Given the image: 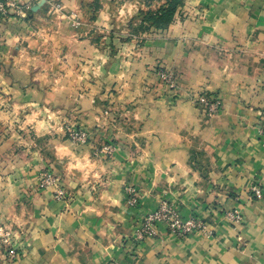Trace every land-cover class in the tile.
Segmentation results:
<instances>
[{
  "label": "crops",
  "instance_id": "1",
  "mask_svg": "<svg viewBox=\"0 0 264 264\" xmlns=\"http://www.w3.org/2000/svg\"><path fill=\"white\" fill-rule=\"evenodd\" d=\"M8 1L24 15L0 17V226L18 256L0 243V264H264V0H181L142 30L143 0ZM161 200L208 233L157 222L137 240Z\"/></svg>",
  "mask_w": 264,
  "mask_h": 264
},
{
  "label": "built area",
  "instance_id": "2",
  "mask_svg": "<svg viewBox=\"0 0 264 264\" xmlns=\"http://www.w3.org/2000/svg\"><path fill=\"white\" fill-rule=\"evenodd\" d=\"M54 9H61L62 6L59 3L52 4ZM27 8V7H26ZM10 9H14L16 14L23 16L21 7L14 2L8 0H0V17H6L9 15ZM77 14L75 12L70 13V17L72 18L71 24L77 26L79 23L75 19ZM157 77L160 79L162 83H164L168 88L175 87V75L173 71L169 68L157 67L155 70ZM197 103L202 106L204 112L207 116L214 115L219 109V101L216 99H210L206 95L201 94L197 96ZM67 137L69 140L75 143H85L88 138V133L84 128H67ZM262 137L264 140V129L262 132ZM105 150L111 151V147L109 145L104 147ZM39 186L40 187H51L55 188V193L59 198H63L64 191L62 188L57 186V178L49 172L43 171L39 173ZM127 192L129 194L128 202L131 205H135L137 203L138 194L136 190L132 187L127 188ZM262 195V189L260 183H256L252 185L247 190L248 198H256L259 199ZM226 216L229 218V221L237 225L242 222L241 212L238 210L228 211ZM142 226L136 236L137 240H141L144 237L154 234V225L157 222H162L167 225V228L178 236H184L189 234L195 230H199L203 232L205 235L208 233L204 224H202L197 218L193 216H188L183 218L178 213L175 212L173 207L166 201L161 200L156 207L155 210L149 212L142 221ZM14 234L11 230L0 226V243L4 248V256L9 259H16L18 256V252L16 247L14 246ZM114 264V263H110Z\"/></svg>",
  "mask_w": 264,
  "mask_h": 264
},
{
  "label": "trees",
  "instance_id": "3",
  "mask_svg": "<svg viewBox=\"0 0 264 264\" xmlns=\"http://www.w3.org/2000/svg\"><path fill=\"white\" fill-rule=\"evenodd\" d=\"M146 9H140L138 15L140 17L139 23L135 29L142 30L144 26H152L154 28H165L172 21L173 15L177 7L181 4V0H143ZM159 2L154 8L151 4ZM134 30V29H133ZM132 36V32L130 34Z\"/></svg>",
  "mask_w": 264,
  "mask_h": 264
},
{
  "label": "water",
  "instance_id": "4",
  "mask_svg": "<svg viewBox=\"0 0 264 264\" xmlns=\"http://www.w3.org/2000/svg\"><path fill=\"white\" fill-rule=\"evenodd\" d=\"M46 0H40L38 4L34 5L31 8V11H35L36 9H38L43 3H45ZM31 15H27V18L30 19Z\"/></svg>",
  "mask_w": 264,
  "mask_h": 264
},
{
  "label": "rangeland",
  "instance_id": "5",
  "mask_svg": "<svg viewBox=\"0 0 264 264\" xmlns=\"http://www.w3.org/2000/svg\"><path fill=\"white\" fill-rule=\"evenodd\" d=\"M156 5H157V4H155V5H152L151 7H152V8H154Z\"/></svg>",
  "mask_w": 264,
  "mask_h": 264
}]
</instances>
